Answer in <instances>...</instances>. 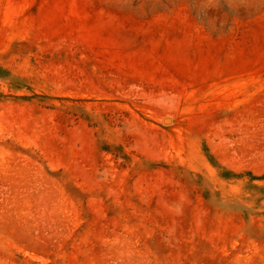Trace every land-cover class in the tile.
<instances>
[{
    "label": "rangeland",
    "instance_id": "1",
    "mask_svg": "<svg viewBox=\"0 0 264 264\" xmlns=\"http://www.w3.org/2000/svg\"><path fill=\"white\" fill-rule=\"evenodd\" d=\"M0 264H264V0H0Z\"/></svg>",
    "mask_w": 264,
    "mask_h": 264
}]
</instances>
